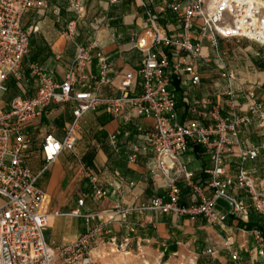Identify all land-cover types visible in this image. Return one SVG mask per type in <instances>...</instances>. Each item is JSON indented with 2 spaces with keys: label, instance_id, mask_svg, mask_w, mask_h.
I'll return each mask as SVG.
<instances>
[{
  "label": "built area",
  "instance_id": "built-area-1",
  "mask_svg": "<svg viewBox=\"0 0 264 264\" xmlns=\"http://www.w3.org/2000/svg\"><path fill=\"white\" fill-rule=\"evenodd\" d=\"M162 1L173 13L177 29L162 27L160 13L142 1L141 6L145 7L143 32L133 34L132 43L143 54V59L137 72L123 77L119 95L100 93L101 88L110 83L112 64L95 40L89 45H77L75 59L62 82H57L51 72L32 66L37 79L35 95L15 97L9 109L0 112V264H101L94 254L99 244L130 253L132 235L155 224L148 217L132 220L136 214L202 217L214 227H227L229 216L239 221L248 220L251 210L264 218V186L246 168L247 163L264 153V141L248 144L241 137L242 128L251 125L254 119L264 127V100L258 97L255 88L245 90L237 84L234 74L224 71L227 114L223 113L224 105L210 96L190 98L185 92L184 101L196 119L181 123L174 87L175 83L181 88L200 85L204 65L213 59L219 64L223 62L219 51L223 39L246 38L264 46V0ZM44 7L46 3L42 0H0V94L8 92L9 78L17 81L25 78L23 64L36 29H26L23 18L30 9ZM69 9L75 17L68 22L65 34L74 40L78 24L86 16L83 0H70ZM206 45L214 50L213 59L204 54ZM94 58L98 66L96 73L88 70ZM220 68L225 69V66L220 65ZM134 77L141 80L140 94H131ZM70 101L74 102V119L65 126L62 138L53 133L44 136L41 144L44 163L41 170L34 173L26 162L29 140L25 128L41 118L51 104ZM126 106L133 108L138 116L153 120V131L144 143L132 146L130 160L136 161L142 150L150 149L155 160L150 172L165 182V193L139 204L118 203L106 211L107 218L103 217V211L84 212L81 206L86 197L80 198L79 207L70 212H43L41 206L46 192L38 181L64 151H75L80 120L101 107L117 118ZM111 140L116 143L115 136ZM193 145L202 146L212 155L210 195L196 182L194 172L180 163V156ZM228 158L236 160L235 173L227 170ZM83 173L93 185L88 197L93 201L106 198L108 191L99 186L96 174L85 167ZM181 181L193 192L189 204L181 203ZM231 187L245 190L251 202L231 195ZM219 199L228 201L229 212L217 208ZM62 215L82 218L85 230L76 240L54 249L48 245L45 231L52 218ZM113 223L126 228L128 235L123 240L112 235ZM236 227L250 237L249 254L256 255L264 264V230L258 227L246 230L238 224ZM225 249L233 262L242 261L241 250L234 247V242L226 241Z\"/></svg>",
  "mask_w": 264,
  "mask_h": 264
},
{
  "label": "crops",
  "instance_id": "crops-1",
  "mask_svg": "<svg viewBox=\"0 0 264 264\" xmlns=\"http://www.w3.org/2000/svg\"><path fill=\"white\" fill-rule=\"evenodd\" d=\"M42 1L46 3V7L32 8L24 15V27L32 31L36 29L31 35L29 52L23 64L25 78L21 81L12 77L8 79V92L0 94V112L8 110L10 102L15 97L30 98L35 95L37 79L32 72V66L51 72L57 82H62L75 59L77 45L80 43L89 45L95 40L98 41L99 48L105 52L112 64L110 83L104 85L100 93L104 96L119 95L123 77L129 72H137L143 59V54L132 43V35L143 32L145 7L141 6L142 1H145L149 8L160 13L162 27L168 30L177 29L173 13L162 0H117L116 2L83 0L86 16L78 24L75 39L71 40L65 34L68 22L75 17V13L69 9L70 0ZM173 1L168 0V3ZM210 51L212 55H215L214 50L206 45L204 54L211 56ZM88 70L98 72L96 58L93 59ZM254 83H257L256 80ZM216 85L206 86L202 81L198 86L181 88L175 83L178 121L184 123L196 119L189 105L184 101L185 92L190 98L208 95L215 102H221L224 105L223 113L226 115L228 108L225 104L224 87ZM254 88L258 97L264 100V77L245 90ZM141 91V80L139 77H134L131 94H140ZM242 95H240L241 104L244 101ZM73 106V101L65 104H51L41 118L25 128L29 140L26 162L34 173H38L44 163L41 151L44 136L47 133H53L59 138L63 137L65 126L74 119ZM201 121L206 122L203 119ZM152 131V118L138 116L130 106H126L124 113L117 118L103 107L88 112L80 120L75 151H64L38 181L46 192V199L41 210L70 212L79 207L80 198L86 197L81 209L84 212L103 211L105 212L103 217L107 218L106 211L111 210L118 203L139 204L164 194L165 182L150 172V168L155 163L153 152L150 149L142 150L136 161L130 160L132 146L136 143H144ZM112 136H115L116 143L112 142ZM241 137L248 144L261 143L264 141V127H261L257 119H254L251 125L242 128ZM235 161V158L227 160V170L230 173L236 171ZM180 163L194 172L196 182L205 187L208 195L212 194V189L208 186L209 172L214 168L210 152L202 146H190L188 151L180 156ZM84 167L96 174L99 186L108 191L106 198L93 201L88 197L93 191V185L88 179L82 178ZM246 168L252 177L264 186V153L258 159L247 163ZM180 186L182 188L181 203L189 204L192 201L193 192L183 181L180 182ZM229 193L247 203L251 202L245 190L231 187ZM218 204L217 208L220 211L229 212L230 205L226 209L224 206L219 207ZM252 211L254 210H251L250 214ZM145 217L152 218L155 224L132 235V246H138L140 250L146 247L142 245L143 242L153 241L160 243L163 256L165 252L167 255L177 254L180 250V241L177 237L172 238L171 235L178 232L184 225L191 232L202 234L204 230L207 236L210 235L209 231L217 230L218 236L223 240V247L226 241L234 242V247L241 250L242 259H250L253 264H259L262 261L256 255L249 254L250 237L236 227L237 224L239 225V220L233 216H229L227 227L211 226L202 217L179 218L161 213H151L147 216L136 214L131 219L137 221ZM111 227L112 235L117 236L119 241L128 235L126 228L119 226L118 223H113ZM84 230L85 224L82 218L62 215L52 218L45 231V237L48 245L55 249L76 240ZM206 239L209 240V238ZM193 241H196V238ZM174 245L176 251L171 252ZM105 249L106 244L101 243L95 251L104 254Z\"/></svg>",
  "mask_w": 264,
  "mask_h": 264
},
{
  "label": "rangeland",
  "instance_id": "rangeland-1",
  "mask_svg": "<svg viewBox=\"0 0 264 264\" xmlns=\"http://www.w3.org/2000/svg\"><path fill=\"white\" fill-rule=\"evenodd\" d=\"M219 51L223 62L219 64L211 60L203 67L202 81L206 86L217 84L216 86L224 87L226 83L222 75L224 71L234 74L237 84L246 89L257 84L264 77V46L261 44L246 38L223 39L220 41ZM210 52L211 58H214L212 51ZM220 65L225 66V69H221ZM255 80L257 83H254ZM81 176L83 179H87L83 169ZM218 205L219 207L224 206L226 209L229 207V203L225 199H220ZM255 213L261 216L257 212ZM209 232V236L204 230H202V234L191 232L182 225L178 232L171 235L172 238L177 237L180 241V250L177 254H169L168 257L163 256L159 242L151 241L143 242L142 245L146 247H142V250L138 249V246H132L130 253H124L121 250L112 252L111 246L106 245L105 255L99 261L102 264H253L250 259L245 258L240 263L233 262L223 247L224 243L218 236L219 232L217 230ZM193 236L196 241H193ZM112 247L116 249L115 246ZM209 249L212 252H209Z\"/></svg>",
  "mask_w": 264,
  "mask_h": 264
},
{
  "label": "trees",
  "instance_id": "trees-1",
  "mask_svg": "<svg viewBox=\"0 0 264 264\" xmlns=\"http://www.w3.org/2000/svg\"><path fill=\"white\" fill-rule=\"evenodd\" d=\"M239 227L246 229V230H249L254 227H258L264 230V221L261 216L257 215L254 211H252L248 221H243V220L239 221ZM174 251H176L175 245L173 246V250H171V252H174ZM164 256L165 257L168 256L166 252Z\"/></svg>",
  "mask_w": 264,
  "mask_h": 264
},
{
  "label": "bare ground",
  "instance_id": "bare-ground-1",
  "mask_svg": "<svg viewBox=\"0 0 264 264\" xmlns=\"http://www.w3.org/2000/svg\"><path fill=\"white\" fill-rule=\"evenodd\" d=\"M111 250H112V252H117V249H114V247L111 248ZM94 254L97 256L98 260H100V258H101L103 255H105V253H104V254H103V253H99L98 251H95V250H94ZM147 264H148V263H147Z\"/></svg>",
  "mask_w": 264,
  "mask_h": 264
}]
</instances>
